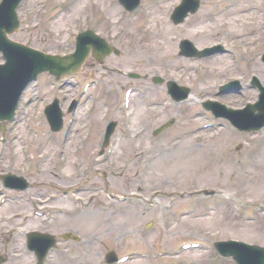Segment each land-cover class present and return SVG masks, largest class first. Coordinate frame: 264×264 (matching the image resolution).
Returning <instances> with one entry per match:
<instances>
[{
    "label": "rangeland",
    "instance_id": "rangeland-1",
    "mask_svg": "<svg viewBox=\"0 0 264 264\" xmlns=\"http://www.w3.org/2000/svg\"><path fill=\"white\" fill-rule=\"evenodd\" d=\"M19 8V29L8 33L12 41L48 55L72 52L74 56L76 35L94 27L100 37L106 38L101 47L106 53L102 64L89 54L78 72L67 75L77 76L80 82L89 77L101 80L94 89L97 98L91 118L92 134L83 137L85 127H91L89 116L83 111L76 134L66 143L65 152L61 151V130L52 132L39 114L54 98H59L67 113L77 94L74 87H65L64 92L54 85V81L60 83L65 76L42 72L38 82L27 89L17 120L12 124L4 121L10 139L2 149L0 168L23 177L32 185L30 192L35 196L81 183L100 190L87 207L60 201L68 210L54 222L33 218L28 206L8 200L0 207V264L36 263L27 250L26 236L9 241L18 237L11 228L20 225L23 217L26 229L48 231L60 240L46 264H107V255L112 252L118 257L129 255L122 264H236L218 256L217 241L225 243L236 238L264 246V226L258 228L264 224V215L258 223L245 222L233 208L237 198L246 206L264 204V195L256 194L264 186V136H250L245 142L244 130L234 127L240 124L235 118L218 120L225 127H211L202 112L208 99H217L235 109L242 108L246 100H258L252 80L256 77L261 82L264 76L260 60L264 52V0H142L133 13L127 12L119 0H23ZM47 18L49 27L45 28L43 20ZM217 44H224L230 52L200 57L202 50ZM189 52L195 57H190ZM2 54L0 62L5 67ZM131 74L141 76L142 81L160 77L165 83L161 90L153 87L145 96L136 93L132 115L126 118L133 130L118 141L108 161L97 165L96 161L104 155L105 142L102 145L101 141H105L109 122L115 121L120 132L127 131L117 105L132 80ZM233 79L247 85L242 93L222 90ZM169 82L191 88V98L181 110L171 104H152L160 100ZM198 112V119L192 120L190 115ZM177 115L189 116V120L166 132H156ZM146 124L143 134L135 137V130ZM193 124H199V131L187 134L185 128ZM2 135L0 131V140ZM155 146H161L163 154L155 159L146 154L142 159L140 150L149 151ZM139 162L149 165L139 168ZM58 163L65 164L63 170L57 169ZM33 164L29 169L28 165ZM101 186L129 199L111 200L105 197ZM154 190H159L157 199L162 201L150 208L149 197ZM196 190H225L232 199L222 203L215 213L202 206L198 215L182 217L178 212L190 207L192 199L180 198L178 193ZM2 191L11 189L0 182V194ZM17 215L21 218L16 219ZM7 216L12 221L4 223ZM65 233L70 235L67 240L63 238ZM73 235L79 236L82 244ZM192 241L213 249L182 248V243ZM9 243L16 248L13 255L6 252ZM257 260L264 263V250Z\"/></svg>",
    "mask_w": 264,
    "mask_h": 264
},
{
    "label": "water",
    "instance_id": "water-1",
    "mask_svg": "<svg viewBox=\"0 0 264 264\" xmlns=\"http://www.w3.org/2000/svg\"><path fill=\"white\" fill-rule=\"evenodd\" d=\"M9 7V4L7 3L5 7L3 8L4 11H7ZM18 25L17 22H14L11 26L9 25H4L2 28H0V36L6 34L8 31H12L16 26ZM9 47L8 43L6 42L5 38H0V50H5V48ZM16 47V46H13ZM49 63L41 66L38 71L44 70V69H50L53 73L59 74L64 70L65 68L70 67L71 63L69 59H61V58H49Z\"/></svg>",
    "mask_w": 264,
    "mask_h": 264
},
{
    "label": "bare ground",
    "instance_id": "bare-ground-1",
    "mask_svg": "<svg viewBox=\"0 0 264 264\" xmlns=\"http://www.w3.org/2000/svg\"><path fill=\"white\" fill-rule=\"evenodd\" d=\"M0 24H2V23H0ZM261 88L263 89L262 91L256 92V94H257L256 97L259 98V99H260V95L262 93H264V79H263V83L261 85ZM259 105L261 106L260 107L261 110L256 115L252 116V118H251L252 121L256 120L260 115H262V113H264V102H261ZM206 111H207V109H204V112H206ZM240 119H243V118H240ZM238 126H240V125H238ZM247 208H248L247 206L245 208H243V211H245ZM247 211L248 212H250V211L253 212L252 208H250V207H249V209H247ZM248 212H246V213H248ZM263 212H260V214L262 215ZM255 221L258 222L259 220L257 221V219H256ZM236 247H237L236 250H240L241 251L243 264H254L255 259L258 258V250L252 249V248H247V247L241 246V245H236ZM230 248L233 249L234 245H231ZM230 259L231 258H229V260ZM259 264H264V263H259Z\"/></svg>",
    "mask_w": 264,
    "mask_h": 264
}]
</instances>
